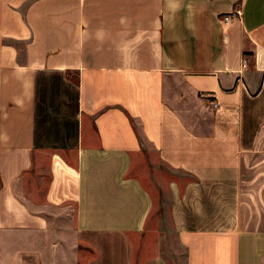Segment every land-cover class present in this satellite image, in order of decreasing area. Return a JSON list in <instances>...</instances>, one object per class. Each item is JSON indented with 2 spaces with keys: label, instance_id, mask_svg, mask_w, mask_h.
<instances>
[{
  "label": "crops",
  "instance_id": "obj_1",
  "mask_svg": "<svg viewBox=\"0 0 264 264\" xmlns=\"http://www.w3.org/2000/svg\"><path fill=\"white\" fill-rule=\"evenodd\" d=\"M146 148L186 264H264V0H0V264H134Z\"/></svg>",
  "mask_w": 264,
  "mask_h": 264
},
{
  "label": "rangeland",
  "instance_id": "obj_2",
  "mask_svg": "<svg viewBox=\"0 0 264 264\" xmlns=\"http://www.w3.org/2000/svg\"><path fill=\"white\" fill-rule=\"evenodd\" d=\"M131 174H137L154 198V208L150 216L148 227L141 238L134 241V264H144L148 258L162 252L170 264H186L188 258L187 246L179 239L175 229L173 209L176 197L171 192L169 184L179 181L182 186L187 184L192 177L183 172L170 169L158 160L154 150L146 148L135 159ZM34 182H41L42 189L38 194L45 193V185L50 176L41 178L38 175H28ZM84 248L83 264H89L95 254L89 247ZM88 251H87V250ZM86 250V251H85Z\"/></svg>",
  "mask_w": 264,
  "mask_h": 264
},
{
  "label": "built area",
  "instance_id": "obj_3",
  "mask_svg": "<svg viewBox=\"0 0 264 264\" xmlns=\"http://www.w3.org/2000/svg\"><path fill=\"white\" fill-rule=\"evenodd\" d=\"M235 16L239 18L241 16V12L239 10H236ZM235 16L232 13H228L223 16V22L229 23ZM244 66H247V60L244 61ZM211 104L213 108H217L219 106V103L216 101H212Z\"/></svg>",
  "mask_w": 264,
  "mask_h": 264
}]
</instances>
